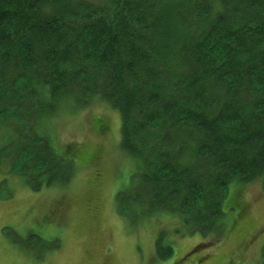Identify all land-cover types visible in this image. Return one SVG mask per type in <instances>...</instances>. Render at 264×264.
<instances>
[{
	"label": "trees",
	"instance_id": "trees-1",
	"mask_svg": "<svg viewBox=\"0 0 264 264\" xmlns=\"http://www.w3.org/2000/svg\"><path fill=\"white\" fill-rule=\"evenodd\" d=\"M95 101L140 168L116 208L214 234L231 185L264 182V0H0V174L68 184L48 124Z\"/></svg>",
	"mask_w": 264,
	"mask_h": 264
},
{
	"label": "rangeland",
	"instance_id": "rangeland-1",
	"mask_svg": "<svg viewBox=\"0 0 264 264\" xmlns=\"http://www.w3.org/2000/svg\"><path fill=\"white\" fill-rule=\"evenodd\" d=\"M48 125L73 178L34 192L18 174H0V264H264V182L231 185L214 234L190 233L162 210L136 219L116 208L140 173L121 149L119 112L95 101ZM158 247L171 252L160 259Z\"/></svg>",
	"mask_w": 264,
	"mask_h": 264
}]
</instances>
